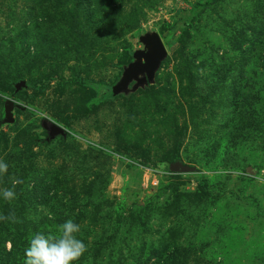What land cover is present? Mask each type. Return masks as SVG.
<instances>
[{"label": "rangeland", "instance_id": "rangeland-1", "mask_svg": "<svg viewBox=\"0 0 264 264\" xmlns=\"http://www.w3.org/2000/svg\"><path fill=\"white\" fill-rule=\"evenodd\" d=\"M77 5L0 0V160L24 169L26 178L13 200L0 195V214L9 217L2 228L18 232L49 228L52 217L72 219L87 246L77 264L98 261L93 241L103 233L109 246L101 250L99 264H142L144 250L166 245L179 218V244L191 249L188 264H264V0H119L103 34ZM153 32L168 51L153 89L96 105L100 96L94 97L83 114L92 90L116 85L134 61L128 53L144 49L140 36ZM27 36L35 37L30 57L21 47ZM77 76L92 88L73 82ZM21 79L46 89L31 87L13 96L8 82ZM9 100L16 107L13 121L5 122ZM165 101L171 117L164 124L156 109ZM242 114L246 120L237 119ZM44 119L65 128L67 137L45 144ZM146 122L152 123L149 130ZM126 145L130 153L117 152ZM177 145L191 173L170 171ZM144 151L150 157L145 163ZM5 175L0 190L12 189L19 176ZM200 176L209 181L208 201L173 200L174 187L176 194L199 192ZM51 178L56 200L39 202L32 188L44 180L40 186L51 189ZM94 180L103 204L91 196ZM166 201L184 213L147 214L144 227L138 206ZM81 213L86 215L77 221ZM131 214L143 224L129 223Z\"/></svg>", "mask_w": 264, "mask_h": 264}, {"label": "trees", "instance_id": "trees-1", "mask_svg": "<svg viewBox=\"0 0 264 264\" xmlns=\"http://www.w3.org/2000/svg\"><path fill=\"white\" fill-rule=\"evenodd\" d=\"M71 2H76L78 5V7L80 6V8H83L85 10V12L87 14L90 15V22L92 25L95 26L96 30L103 34L106 32L107 29L110 28V26L112 25V19L109 18V15L111 14V12L113 13V11H117L118 8L114 9V6H116V4L119 2V0H70ZM98 5H95V4ZM79 8V9H80ZM197 13V6L196 9H194L193 13ZM110 22V23H109ZM107 26V27H106ZM104 27H106L104 29ZM178 29L175 30V32L173 33V36H178L179 34V30H180V25L178 26ZM29 35H33V33L29 32ZM35 37L34 36H27L25 42H23L21 45L22 48L27 47V53H28V57H30L29 54V48L30 46H32V43L34 41ZM24 41V40H23ZM10 44H13V42H10ZM264 52V50H263ZM26 54V53H25ZM130 56L133 57V53L131 54V52L128 53ZM262 66L264 67V53L262 56ZM264 69V68H263ZM157 77V75H156ZM264 78V77H263ZM49 80H51V78H48ZM23 81L21 80H17L15 83L12 82V80H9L8 82V86L14 91L13 92V96L15 94H19L20 92H26L27 89L34 87L37 90L40 91H45L46 87H41L38 89V87H36L35 85H33L31 82L26 81L27 83V87L25 89H23L20 92H16V88L15 85L20 82ZM25 81V80H24ZM73 82L79 84L82 88L85 89H89L92 88L91 86V81L88 80L87 78H83L81 76H77L74 78ZM65 85V84H63ZM2 89V85L0 83V91ZM153 89V86L148 85L144 88V93H148ZM93 92V96H91L89 98V102L86 104V110L84 112H82L83 114H87L88 113V109H89V104L91 103V101H93V98L95 97L96 99L98 98V96H100L98 102H92V104L96 105L99 102H102L103 99H111L113 96V92H112V87H103L101 88V90H92ZM137 92V91H136ZM135 93H131L128 96V99L132 98L134 96ZM172 103V102H171ZM147 104L148 102L144 103V111L148 112L147 109ZM169 101H165L162 102L159 106V110L156 109V113H160V115H164V124L165 122H167V120L171 117V112H169L171 109H169ZM5 107H6V102H5ZM245 108V106H244ZM165 110V111H163ZM163 111V112H162ZM169 112V113H168ZM150 113H152V110H150ZM86 116V115H85ZM167 117V118H166ZM237 119L239 120H246V117L242 114L239 117H237ZM152 123L151 122H146V124H144V129L147 128V130L150 129ZM241 126V125H240ZM2 135L3 132L0 131V144L2 142ZM63 138V137H62ZM54 141V140H53ZM52 141H46L45 144L49 145V143ZM179 143V142H178ZM137 144H140L137 142ZM129 146H119L117 152H127L130 153L129 151ZM179 147L178 145L176 146V149L174 151V154L172 156V158H169V160H171V162H178L180 161L179 158ZM144 157V163L147 161H150V157H149V153L144 151V154L142 155ZM168 159V158H167ZM4 161V160H3ZM6 162V160L4 161ZM7 163V162H6ZM14 175L16 173L19 174V176L17 177V180L22 181V183H17L16 186H12V189L14 191H17L18 188H22L25 185V176L23 175L24 173V169H20L17 168L16 166L12 167L8 165V171L5 175V179H7L8 176L10 175ZM2 176H0L1 178ZM3 179V178H2ZM44 180H40L39 184H36L33 186L32 191L34 193V198L36 200H38L39 202H49V201H55L56 197L58 195V188H55V182L56 180L54 178H51L49 180L50 185L52 186V188L50 189L49 187H41L40 185L45 186V184H42ZM198 188L200 189L199 192L196 193H179L176 194L178 192V189L176 187H174V198L173 200H176V202L180 201L181 198L182 200H187V199H191V198H199L201 201H208V197H209V181L205 176H200L196 179ZM97 181L94 180L91 184H90V188H91V196L94 195V197L96 198L95 201H98L100 204H103V198H105L104 196H101L97 193ZM38 188H46V191L40 194V191ZM177 195V196H176ZM93 197V198H94ZM171 200V198H169V201ZM101 201V202H100ZM175 208L176 212H172L171 209ZM139 215H143L144 213V227H148V216L149 214L153 213V214H160L161 216H163L164 218H168L170 216H176L179 217L180 215H182L184 213V211L182 210V206L176 208L175 204H171L168 201H166L164 203V206L160 205V202H154L150 205H139L138 206V211ZM148 214V216H147ZM84 215L86 214H78L77 215V221H79L80 217H84ZM135 214H131L128 219L129 223L133 222L132 224L137 225V222L142 223L143 224V219H136V217H134ZM109 218V217H108ZM145 220H147L145 222ZM3 220H0V264H24L25 261V255H24V251L25 249L29 246V241L30 239L34 236V234H36L37 232H42L45 234H56L57 233V229H58V225L62 224V219L59 217H52L50 220V224H49V228L48 226H45V224H43L42 226H40L39 228H34L31 230L25 229V230H20L18 232H15L13 230H8V229H4L1 226V222ZM175 224H179L178 226V230L176 231L174 228H172L170 230V234L167 238V244L164 245H159L162 247H153L151 249H149V251L144 250V253H148V256H146L145 254V258H144V264L148 263L149 261H151L153 258H156L157 260H159V264H188V257L190 256V251L191 249H186L184 248V245L181 246L179 244V241H181V237L183 234V224L180 222V219L178 218V221H175ZM141 226V225H140ZM180 226H181V234H180ZM119 233V232H117ZM166 237V236H165ZM77 238L81 239L83 241V239L85 237H83L82 235H78ZM107 233H103L100 234L98 237L95 236L94 241H93V246H95L96 248L93 250L94 251V258L96 263L95 264H99L100 262V257L103 256V254L101 253V250H104L105 248H107L109 245L107 241ZM10 242L11 243V248L8 249L7 247V243ZM103 248V249H102ZM82 258V257H81ZM81 258L77 261H74L73 264H77L78 261L81 260ZM142 263V264H143Z\"/></svg>", "mask_w": 264, "mask_h": 264}, {"label": "water", "instance_id": "water-1", "mask_svg": "<svg viewBox=\"0 0 264 264\" xmlns=\"http://www.w3.org/2000/svg\"><path fill=\"white\" fill-rule=\"evenodd\" d=\"M139 40L144 45V49L133 53L134 61L124 68L122 78L112 87L114 97L120 94L134 93L148 85H153L162 63L168 57L166 46L158 33H147L140 36ZM131 85H133L132 88H130ZM26 87L27 83L24 80L15 85L17 93ZM15 107L14 101L6 102L5 122L13 121L12 112ZM42 128L48 133V141H53L60 136L65 138L68 135L65 128L48 119L42 121ZM169 169L173 173L184 174L194 171V169L184 166L180 161L172 163Z\"/></svg>", "mask_w": 264, "mask_h": 264}, {"label": "clouds", "instance_id": "clouds-1", "mask_svg": "<svg viewBox=\"0 0 264 264\" xmlns=\"http://www.w3.org/2000/svg\"><path fill=\"white\" fill-rule=\"evenodd\" d=\"M7 171L8 164L0 160V176L6 174ZM256 178L257 180L262 179L260 176ZM17 183H22V181H13V185ZM0 195L8 201L16 197L15 191L10 188L0 190ZM7 219L9 217L0 214V220ZM79 232L80 225L72 219L59 224L56 234L37 232L30 239L29 246L24 251V264H73L87 251L86 244L77 238Z\"/></svg>", "mask_w": 264, "mask_h": 264}]
</instances>
